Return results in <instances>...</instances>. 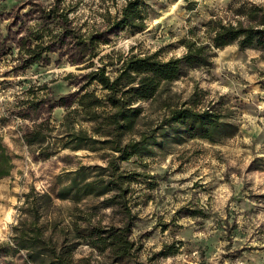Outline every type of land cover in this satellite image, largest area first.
<instances>
[{
    "label": "rangeland",
    "instance_id": "rangeland-1",
    "mask_svg": "<svg viewBox=\"0 0 264 264\" xmlns=\"http://www.w3.org/2000/svg\"><path fill=\"white\" fill-rule=\"evenodd\" d=\"M56 2L0 0V141L12 156L11 174L0 179V242L16 248L13 227L38 204L46 236L57 244L67 236L75 258L88 257L91 264H109V254L73 235L75 217L81 225L91 218L103 226H121L130 217L133 255L140 264H264V52L257 48L217 49L212 66L187 69L154 101L142 104L139 128L157 124L168 112L165 103L186 104L235 123V136L212 143L166 126L149 155L120 163L125 173L139 175L124 185L130 193L119 204L105 207L107 196L73 203L53 195L77 167L107 164L104 150L63 148L64 118L77 107L72 94L86 83L85 73L105 65L113 75L109 61L132 53L179 57L186 51L183 40L207 41L209 21L235 22L238 7L264 6V0H144V28L107 35L109 43L98 45L91 68H84L91 61L70 62L81 54L76 37L105 31L104 15L120 12L127 0ZM50 12L68 15L71 34L64 44L47 30L42 42L36 40L39 30L61 31L50 22ZM37 43L50 49L43 50L42 61L30 63L28 51ZM69 72L75 76L65 79ZM88 90L103 94L97 83ZM72 117L76 129L93 132L78 113ZM42 121L48 122L47 151H55L49 158L22 136ZM0 264L36 263L17 249L1 256Z\"/></svg>",
    "mask_w": 264,
    "mask_h": 264
},
{
    "label": "trees",
    "instance_id": "trees-1",
    "mask_svg": "<svg viewBox=\"0 0 264 264\" xmlns=\"http://www.w3.org/2000/svg\"><path fill=\"white\" fill-rule=\"evenodd\" d=\"M61 1L57 0L56 3L60 4ZM143 1L127 0L120 12L115 15L109 12L105 14L104 18L109 21L105 31L89 33L87 36L78 35L75 45L81 54L70 62L79 64L91 61L98 55V45L109 43L107 35L111 32L144 28ZM52 13H48L50 22L54 28L59 27L61 31L53 33L51 28L39 30L36 40L42 42L47 30L54 39L64 44L66 36L71 34L67 29L68 15L60 13L53 16ZM236 16L235 22H224L222 18L209 21L207 41L183 40L186 51L179 57L164 60L156 52L145 55L132 53L109 61V65L115 66L113 75L109 74L105 65L91 69L83 75L87 79L86 83L72 94L76 96L77 107L64 118L63 124L68 130L67 139L61 137L66 140L63 148H84L93 152L104 150L107 164L81 165L71 171L68 174V183L54 191L55 199L79 203L87 197L107 196L103 201L105 207L119 204V198H124L130 193L129 187L124 185L139 175L125 173L120 163L136 156L149 155L152 147L158 144L159 136L166 133V126H179L186 137L207 139L212 143L221 142L238 133V125L225 119L215 110H197L186 104L178 106L170 103H165L168 112L157 124L148 123L145 128H139V121L144 112L142 104L154 101L165 90L166 85L180 79L187 69L212 66L217 49L237 44L240 50L257 48L264 52V6H240L236 9ZM49 49L50 47L37 43L34 48L29 49L30 59L26 60L30 63L42 61L43 50ZM93 66L94 62L91 61L84 68ZM74 76L73 72H69L64 78L71 79ZM93 83L100 86L102 95H98L95 90H88ZM67 98L64 97L62 101L66 103ZM73 113H78L84 121L90 122L93 132L76 129ZM47 130L48 122L42 121L25 129L22 135L27 145L40 146L43 158H49L55 153L47 151L51 144ZM11 167L12 156L0 141V179L11 174ZM44 196L49 194L45 193ZM40 211L38 204L33 205L29 219H22L13 227L16 248L8 242H0V257L19 249L24 250L27 259L36 264H91L88 257L75 258V250L67 243V236L62 237L59 244L54 243L52 237L46 236L45 228L40 224ZM79 220L77 217L72 220L73 235L83 239L98 252H107L109 264H140L133 255L135 243L130 238V217L121 226H103L100 221L93 222L91 218L86 220L85 225H81Z\"/></svg>",
    "mask_w": 264,
    "mask_h": 264
}]
</instances>
